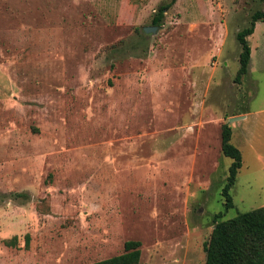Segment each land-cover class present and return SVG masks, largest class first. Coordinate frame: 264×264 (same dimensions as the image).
I'll return each mask as SVG.
<instances>
[{"label":"rangeland","instance_id":"374dc122","mask_svg":"<svg viewBox=\"0 0 264 264\" xmlns=\"http://www.w3.org/2000/svg\"><path fill=\"white\" fill-rule=\"evenodd\" d=\"M169 1L0 0V264H88L127 240L140 264H205L216 222L264 205V21L235 79L264 2L177 0L145 33Z\"/></svg>","mask_w":264,"mask_h":264},{"label":"trees","instance_id":"16d2710c","mask_svg":"<svg viewBox=\"0 0 264 264\" xmlns=\"http://www.w3.org/2000/svg\"><path fill=\"white\" fill-rule=\"evenodd\" d=\"M176 1L170 0L159 4L151 25H163L166 12ZM258 21H264L263 9L255 11L251 16L250 24L237 33V40L241 45L240 65L235 77L237 82H241L249 72L252 47L248 37L254 33ZM232 137L233 126L226 122L222 125L221 147L223 154L232 159L222 188L226 210L234 206L231 189L243 165L242 152L233 143ZM221 216V213L216 215L217 218ZM141 245L140 240H127L124 244V252L88 264H140ZM205 251V264H264V205L217 221L210 239L205 242Z\"/></svg>","mask_w":264,"mask_h":264},{"label":"crops","instance_id":"0c3cea01","mask_svg":"<svg viewBox=\"0 0 264 264\" xmlns=\"http://www.w3.org/2000/svg\"><path fill=\"white\" fill-rule=\"evenodd\" d=\"M252 111H245V112H242L241 113V119H247L250 115H251ZM255 114L257 115H260L262 113H264V107L262 108H257L255 111H254ZM260 148L261 150L264 151V137H263V141H261V144H260ZM256 150H259V148H256ZM261 157H264V154L261 155ZM264 159V158H263ZM263 169H264V164H263Z\"/></svg>","mask_w":264,"mask_h":264},{"label":"water","instance_id":"95a60500","mask_svg":"<svg viewBox=\"0 0 264 264\" xmlns=\"http://www.w3.org/2000/svg\"><path fill=\"white\" fill-rule=\"evenodd\" d=\"M158 28H159V26H157V25H146L143 27V31L147 34L156 33ZM237 118L238 117H234V118H231L230 120L234 121V120H237ZM240 118H241V116L239 117V119Z\"/></svg>","mask_w":264,"mask_h":264}]
</instances>
